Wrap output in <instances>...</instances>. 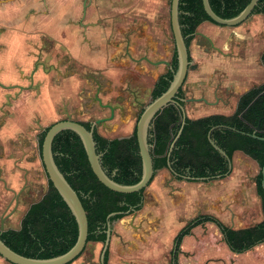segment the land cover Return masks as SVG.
Listing matches in <instances>:
<instances>
[{"label":"rangeland","instance_id":"374dc122","mask_svg":"<svg viewBox=\"0 0 264 264\" xmlns=\"http://www.w3.org/2000/svg\"><path fill=\"white\" fill-rule=\"evenodd\" d=\"M169 11L170 8L167 6L165 18L169 37L166 41L160 40L167 49H163L157 57L151 56L153 60L170 62L174 51V45L171 43ZM123 31L126 33L128 30ZM5 32L6 29L0 28V36ZM18 34L17 40L14 33L10 35L16 43L12 45L24 53L13 56L15 72L0 73V161L4 164L8 159H15L17 154L14 150L19 148L18 143L20 146L22 144L28 155L32 178L24 179L23 173L17 174L15 169L5 166L2 168L5 177H0V221L3 220L6 230L19 228L29 206L39 201L47 192L48 179L38 151V139L41 138L42 132L52 124L66 119L94 123L97 119L109 117V110L100 107L94 99L98 94L102 104L119 106L122 111L116 112L114 119L109 122L96 126L97 132L106 138L130 136L142 108L151 101L150 92L157 77L164 72L161 65L137 63L125 55H116L112 57L106 69L95 70L75 63L68 55L67 42L31 35L25 30ZM124 36L125 34L118 35L114 32L111 39L113 48L121 46L120 43L126 45L125 48L122 46L123 53L127 44L125 40L119 41L117 37ZM139 47L138 51L144 46ZM143 56V53L135 54L132 58L138 60ZM147 56L150 58L149 55ZM234 64L216 59L213 66L217 69L229 68L228 82L236 86H243L248 82L250 87L260 80L255 65L245 72L244 68L230 66ZM249 72L255 75L254 80L247 74ZM187 81L188 76L182 90L185 114L188 115L191 109L200 106L198 102H186L190 98V82ZM262 82L264 83V78ZM33 100L42 101L45 106L33 108L31 107ZM48 101L52 102L51 107L47 106ZM232 101L234 100H231V103ZM233 105V103L230 105L231 110ZM204 108L210 110L209 107ZM167 110L164 112L167 113ZM165 116L166 114L163 118L168 121V115ZM8 122L22 126L27 123L28 126L30 125L28 135L21 138L6 135L4 127ZM165 143L164 140L159 141L160 151L156 153L157 155L165 153ZM242 156V154L233 156L231 174L223 180L189 183L175 180L165 169L157 171L152 183L159 180L163 182L157 191L155 184L150 186L152 183L145 189V212L143 209V212L139 211L135 215L127 216L121 223L123 226L126 225L131 234L139 226L137 217L143 215L141 218L143 220L140 222L145 223L143 225L146 227L151 214L149 212L155 209L150 227H146L145 233L142 232L145 243H150L151 246L140 245L138 249H134L136 255L129 258L122 256L126 250L127 253L131 251L129 244L126 247L122 243L118 244L115 252L110 250L112 247L109 246L108 263L170 264L173 246L170 247L169 243L183 226L201 215L215 216L228 227L234 226L235 219L237 221L235 227L259 223L263 215L261 202L256 194L255 179L260 170L256 162ZM158 195L161 199H158ZM170 198L173 200L170 201ZM137 242L131 245L136 248L140 244V241ZM184 243V251L181 248L178 264H234L235 258V264L247 262L251 264L258 262L251 260L253 253L264 256V246L258 250H250L252 253L248 254L231 253L222 242L217 229L211 224L194 229L191 237H186ZM100 251V248L89 243L85 252L72 264H101ZM0 261L2 264H8L3 259Z\"/></svg>","mask_w":264,"mask_h":264},{"label":"trees","instance_id":"16d2710c","mask_svg":"<svg viewBox=\"0 0 264 264\" xmlns=\"http://www.w3.org/2000/svg\"><path fill=\"white\" fill-rule=\"evenodd\" d=\"M250 1L209 0V3L218 17L232 19L238 16ZM179 12L182 34L189 48L198 26L203 22L214 23L206 15L202 0H180ZM256 14L264 16V0H259L254 8L253 15ZM189 60L191 61L190 57ZM261 61L264 67V54ZM177 68V55L174 53L172 71L159 79L153 91V99L167 90ZM169 110L165 113L168 119ZM158 122L159 132L167 137L168 121L161 118ZM81 124L87 130L91 129L89 123ZM258 126L259 132L255 133ZM172 134L177 140L171 152L163 157H156L158 155L155 153L154 176L157 171L165 169L176 175L179 180L188 182L223 180L231 174L234 154L241 152L259 167L255 185L263 215L260 223L240 230L230 229L213 216H198L188 222L176 236V256L183 238L189 236L194 228L205 224H213L218 229L222 241L234 254H243L264 244V191L261 187L264 141L260 140L264 139V85L242 95L233 115H215L197 120L186 117L182 130L177 127L172 130ZM253 134L257 139L252 137ZM44 136L45 133L39 141L40 151ZM93 137L106 175L122 186L137 184L142 176V161L136 130L129 137L115 139L104 138L95 130ZM151 142L149 141V144ZM215 146L224 155L217 151ZM52 153L56 166L76 192L86 212L87 244H104L108 224L120 221L142 209L145 190L120 194L104 187L93 174L83 144L74 132L66 130L59 133L53 140ZM77 237L76 220L49 180L47 192L39 202L29 207L20 228L0 232V239L8 248L21 256L33 259H50L63 255L75 245ZM104 258L106 261L108 252Z\"/></svg>","mask_w":264,"mask_h":264},{"label":"crops","instance_id":"0c3cea01","mask_svg":"<svg viewBox=\"0 0 264 264\" xmlns=\"http://www.w3.org/2000/svg\"><path fill=\"white\" fill-rule=\"evenodd\" d=\"M8 1L10 0H0V28L6 29V32L0 36V45L2 46L0 48V73L15 72L16 68L13 62V56L20 53L23 54L24 51L20 52V50H17L16 47L12 45L16 43L10 35L14 33L16 35L15 40H17L19 35L18 33L23 30L31 35L35 34L36 36H46L54 41L67 42L69 57L75 63L85 65L88 68L91 67L95 70L106 69L111 63L112 57L116 55H125L128 59L134 61L132 56L135 54L143 53L144 55H149L151 58V56H159L163 49H167L166 45L164 46L161 44L160 40L166 41L169 37L166 26L167 20L165 18L166 7L168 6L170 8L169 0ZM48 29H51L52 31H49ZM123 30L128 31L124 33ZM114 32L122 35L125 34L123 38H127L128 41L130 40L127 44L125 53H123V47L125 48L126 46H124V44L120 43L121 46L113 48L111 39ZM65 37H67V39ZM151 40H154V42H151ZM139 46L144 47H142V50L138 51V48H140ZM188 50L193 66V68L188 72V81L190 82L189 99L202 98L206 101V103L199 101L197 104L200 107L191 109L188 112V115L186 114V117L190 120H197L215 115L226 117L231 116L236 111L237 103L242 95L256 87L264 85L262 82L264 78V67L261 61V57L264 54V16L261 14L253 15L249 21L239 25L238 27L231 28V30L228 29V27H220L210 22H203L196 29ZM216 59L229 61L230 64L235 63L230 66H234L233 68H244L245 72H248L249 69L251 70L252 66L255 65L254 67L257 68L256 74L260 80L257 84H253L250 87L248 86V82L244 83L243 86L233 85L228 82L227 70L229 68L225 67L226 69H217L216 66H213ZM237 64H241L242 66H238ZM247 74L253 80L255 79V75L252 74V72ZM236 96H238L237 99ZM231 100H234L232 101L234 104L232 106L233 110H231L230 107L232 104ZM46 103H48L47 106L51 107L52 102L50 103L48 101ZM40 105L45 106V103L39 100H33L31 102V107L33 108L38 109ZM204 107H209L210 110H207ZM119 112L120 111H117V113ZM27 126V123H25V126H22L16 125L14 122H11L10 124L8 122V124L4 127V132L6 135L13 137L19 136L21 138L24 135H28L30 125L28 128ZM18 146L19 148L14 150V153L17 154L15 159H8L4 164L0 161V177H5L2 172V168L5 166V168L9 167L15 169L17 174L23 173L24 179L32 178L31 167L27 159L28 155L26 149L22 146V144L20 146V143H18ZM238 154L242 153L236 152L234 157ZM164 155L165 153L156 157H163ZM242 155L243 158L249 159L244 154ZM167 171L171 177L177 180L169 172V170ZM162 182L163 181L159 180L156 183H152L150 186L155 184L154 187L157 191L161 188ZM159 192L162 194L161 191ZM159 198L160 197L158 195V199ZM172 200L173 198H170V201ZM143 209L145 212V204H143L140 212H143ZM154 210L155 209H152L149 212L151 214L148 222H146V227H150V221L154 218L152 216ZM141 218H143L142 214L139 215L136 220L138 221L139 226L137 229H134V232L131 234H129L130 231L126 225H121L123 220L113 222L111 224L109 246L113 249L111 248L110 250L115 252V248L118 244L122 243L125 247L129 244L131 251L127 253L126 250V253L122 255L129 258L136 255L134 249H138L140 245L148 247L151 246L150 243H145L144 241L145 237L142 232H144L146 227L143 225L145 223L140 222L143 220H141ZM236 223L237 221L235 219V221H233L234 226L232 225L229 228L233 230H240L254 226L235 227ZM183 228H181L179 232ZM10 229L18 230L19 228ZM191 234L189 235L190 237ZM219 235L221 236L220 233ZM176 236L173 238L171 243H169L170 247L173 246L170 264H178V256L181 253V248L182 251H184V240L186 237H189L186 236L183 238L179 252L176 256L174 245ZM136 240L140 241V244L135 248V246L131 244H134V242L136 243ZM92 244L94 247L100 249L103 245L101 243ZM262 246H264V244L256 246L252 249V251L258 250ZM252 251H247L243 254L252 253ZM252 255H250L252 256L250 257L251 260L258 261L255 262L256 264H263L264 256H259L254 253ZM162 257L164 258V255ZM0 259L2 260L1 257ZM235 259L234 264L236 263ZM163 262L165 261L163 260ZM0 264H2L1 261ZM246 264L249 263L247 262Z\"/></svg>","mask_w":264,"mask_h":264},{"label":"water","instance_id":"95a60500","mask_svg":"<svg viewBox=\"0 0 264 264\" xmlns=\"http://www.w3.org/2000/svg\"><path fill=\"white\" fill-rule=\"evenodd\" d=\"M179 2L180 0L170 1V25L173 35V42L175 46V53L177 55L178 68L174 76L173 81L167 88V90L160 95L158 98L150 102L142 111L137 124H136V139L139 147V154L142 161V176L140 181L133 186H122L113 182L104 172L101 162L100 155L97 153L96 144L93 137V130H87L80 123L64 120L55 123L49 127L45 132V136L42 141L41 146V162L46 178L52 183L55 190L61 196L63 201L66 203L70 209L72 215L74 216L77 226H78V237L75 245L65 254L50 258V259H33L21 256L13 252L8 248L5 243L0 239V257L8 262L9 264H70L75 261L84 252L87 245L88 237V221L86 212L81 204L79 197L76 192L71 188V186L66 181L63 174L59 171L55 164L53 153H52V143L55 137L62 131H72L81 140L90 168L97 178V180L107 189L120 193V194H133L145 190L154 177V165L153 159L155 153L149 144V130L151 128V123L158 112L163 111L165 108L177 105L175 99L179 90L185 83L188 72L193 68L192 62L189 60V50L186 45L185 38L182 34V29L179 22ZM259 0H251L245 9L236 17L232 19H222L218 17L211 9L209 0H202L203 9L208 16V18L220 27L235 28L239 25L247 22L253 16L254 8L257 6ZM147 60V59H146ZM159 64V63H155ZM99 104L102 106L99 99ZM204 102V99H187L186 102ZM110 109L111 116L106 119H101L95 122V125L105 123L113 118L114 109L108 105L104 106ZM180 110L182 109L179 106ZM186 118L184 110V119ZM184 125V122L183 124ZM259 132V126L256 127L255 133ZM253 138L257 139L255 134L252 135ZM264 141V139H260ZM214 145V143L211 141ZM215 149L219 151L222 155L223 152L219 150L216 146ZM262 181L261 187L264 191V165L261 169ZM32 205V204H31ZM30 205V206H31ZM29 206V207H30ZM136 213H133L135 215ZM3 220L0 221V232L6 231L4 229ZM112 223L108 224V229L106 231L107 239L105 241L104 250L102 254V259L105 251L109 245L110 238V226Z\"/></svg>","mask_w":264,"mask_h":264},{"label":"flooded vegetation","instance_id":"af4514ba","mask_svg":"<svg viewBox=\"0 0 264 264\" xmlns=\"http://www.w3.org/2000/svg\"><path fill=\"white\" fill-rule=\"evenodd\" d=\"M170 2V1H169ZM170 29H171V25H170ZM172 32V31H171ZM118 35H120L119 33H117ZM118 38V40L120 41V40H125V43L126 44H128L129 42H130V40L128 41V39L127 38H121V37H117ZM171 43H172V45H174V42H173V35H172V38H171ZM174 53H175V46H174V51H173V53H172V57H171V60H170V62H168V61H160V60H153L152 58H148V56L145 54L142 58H140V59H138V60H134L135 62H145V63H147V64H150V65H153V66H159V65H161V67H163L164 68V72L163 73H161L158 77H157V79H156V81H155V83H154V85H153V88H152V90H151V92H150V97H151V101L150 102H152L154 99H153V91H154V88H155V86H156V84L158 83V81H159V79L162 77V76H165L168 72H170V71H172V62H173V57H174ZM147 59V60H146ZM155 63H159V64H155ZM183 86H184V84H183ZM183 86H182V88H183ZM182 88L179 90V92H178V94H177V97H176V99H175V101H176V103H177V105H172V106H169V107H167V108H165L163 111H161V112H158L157 114H156V116L154 117V119L152 120V123H151V128H150V130H149V141H152L151 143H150V146L152 147V150H153V152L154 153H156V152H159L160 151V146H159V141H166V143H165V155H168L170 152H171V150L173 149V147H174V144H175V142H176V140H177V138H174V136H173V134H172V130L173 129H175V128H177V127H179L180 128V131L182 130V126H184V125H182L183 124V122H184V92H183V90H182ZM256 88H258V87H256ZM95 101L98 103V105L100 106V107H103L104 109H108L109 110V117L111 116V112H110V109L109 108H107V107H104V106H106V105H108V104H102V101H101V99L98 97V94L95 96ZM97 99H99L100 100V102H101V104H102V106L99 104V101H97ZM108 106H110V107H112L113 109H114V111H113V118L112 119H114V117H115V113L117 112V111H122V108L121 107H119V106H116V105H108ZM179 106L182 108L181 110H180V108H179ZM237 108V107H236ZM143 109L144 108H142V110H141V112H140V114H139V117H140V115H141V113H142V111H143ZM166 109H170L169 111V120H168V124H169V127L167 128V133H166V135H167V137H165V136H163L160 132H159V122H158V120L160 119L161 120V118H163V116H164V114H165V110ZM109 117H105V118H100V119H97L96 121H98V120H101V119H106V118H109ZM139 117H138V119H139ZM111 119V120H112ZM138 119H137V121H138ZM66 120H68V119H66ZM69 120H71V119H69ZM62 121H64V120H62ZM71 121H73V120H71ZM95 121V122H96ZM110 121V120H109ZM109 121H106L105 123H107V122H109ZM60 122V121H59ZM75 122H78V123H89L90 124V126H91V129L93 130V131H95L96 130V132H97V128H96V126H98V125H95V122L94 123H92V122H81V121H75ZM56 123H58V122H56ZM105 123H101V124H99V125H102V124H105ZM55 124V123H54ZM136 124H137V122H136ZM53 125V124H52ZM82 125V124H81ZM83 126V125H82ZM49 129V127L48 128H46L43 132H42V134L43 133H45L47 130ZM90 129V130H91ZM134 130H136V125H135V127H134V129H133V132H134ZM133 132H132V134H133ZM98 133V132H97ZM99 134V133H98ZM131 134V135H132ZM100 135V134H99ZM130 135V136H131ZM42 136V135H41ZM101 136V135H100ZM103 137V136H102ZM104 138H106V137H104ZM107 139H111V138H107ZM115 139V138H114ZM39 141H40V137H39V139H38V151H39V156H40V161H41V153H40V149H39ZM164 155V156H165ZM41 165H42V162H41ZM232 171V170H231ZM170 172V171H169ZM171 173V172H170ZM172 174V173H171ZM173 175V174H172ZM176 179H177V181L179 180L178 178H177V176L176 175H173ZM184 181H186V182H188L187 180H184ZM203 182H205V181H203ZM191 183V182H190ZM41 200V199H40ZM39 200V201H40ZM38 201V202H39ZM34 204V203H33ZM29 209V208H28ZM28 209H27V211H28ZM27 211H26V213H27ZM26 213H25V215H26ZM136 213V212H135ZM24 215V216H25ZM132 215V214H131ZM209 216H212V215H209ZM213 217H215V216H213ZM24 218V217H23ZM123 220V219H122ZM21 224V223H20ZM19 228H20V226H19ZM6 230V229H5ZM8 230V229H7ZM89 244V243H88ZM87 244V245H88ZM87 245H86V247H87ZM104 245H105V243L102 245V248H101V251H100V257H99V262H100V260H101V264H109L108 263V261H109V245H108V248H107V250L105 251V253L106 252H108V258H107V260L105 261V253H104V256H103V259H102V254H103V250H104ZM86 247H85V249H84V252H85V250H86ZM83 252V253H84ZM82 253V254H83ZM81 254V255H82ZM80 255V256H81ZM79 258V257H78ZM77 258V259H78ZM76 259V260H77ZM75 260V261H76ZM75 261H73V262H75ZM6 262V261H5ZM72 262V263H73ZM8 263V262H7ZM72 263H70V264H72Z\"/></svg>","mask_w":264,"mask_h":264}]
</instances>
